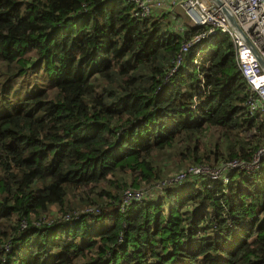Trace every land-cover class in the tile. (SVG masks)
Returning <instances> with one entry per match:
<instances>
[{
  "label": "trees",
  "instance_id": "trees-1",
  "mask_svg": "<svg viewBox=\"0 0 264 264\" xmlns=\"http://www.w3.org/2000/svg\"><path fill=\"white\" fill-rule=\"evenodd\" d=\"M194 34L127 0H0V264H264V162L122 210L264 145L229 35L173 71Z\"/></svg>",
  "mask_w": 264,
  "mask_h": 264
},
{
  "label": "built area",
  "instance_id": "built-area-1",
  "mask_svg": "<svg viewBox=\"0 0 264 264\" xmlns=\"http://www.w3.org/2000/svg\"><path fill=\"white\" fill-rule=\"evenodd\" d=\"M133 5V16L146 19L154 16L158 11L180 9L188 18L195 34L181 47L177 57V66L182 62L184 55L195 45L208 47L222 35L231 38L236 51L239 70L250 86V94L246 105L252 115L260 114L264 118V66L257 58L255 51L264 60V0H127ZM235 19L241 32L231 21ZM204 51L199 50L202 58ZM199 64V61H196ZM264 162V145L255 153L252 160L233 159L218 166L206 163L190 165L187 169L171 175L163 180L157 188L163 193L165 186L186 184L190 179L207 175L213 180L229 182L228 173L241 169L250 173L261 169ZM153 187V186H152ZM151 188V187H150ZM149 188L128 189L123 197L122 210L124 211L133 201L143 200ZM157 195V194H156Z\"/></svg>",
  "mask_w": 264,
  "mask_h": 264
},
{
  "label": "rangeland",
  "instance_id": "rangeland-1",
  "mask_svg": "<svg viewBox=\"0 0 264 264\" xmlns=\"http://www.w3.org/2000/svg\"><path fill=\"white\" fill-rule=\"evenodd\" d=\"M174 11L177 13L178 17L181 19L182 22H184V24L186 26H191L188 18L184 15V13L180 9H174ZM176 29L182 30L181 28L178 27V25H176ZM174 174H176V173L174 172L172 175H174ZM157 186L158 185H154L153 187L149 188L148 189L149 192L147 195L151 196L152 194L153 195L159 194L160 191L158 190ZM141 188H146V186H143Z\"/></svg>",
  "mask_w": 264,
  "mask_h": 264
},
{
  "label": "water",
  "instance_id": "water-1",
  "mask_svg": "<svg viewBox=\"0 0 264 264\" xmlns=\"http://www.w3.org/2000/svg\"><path fill=\"white\" fill-rule=\"evenodd\" d=\"M218 2L221 3L220 0H218ZM229 16H230V15H229ZM230 18H231V21L233 22V24H234V25L237 27V29L241 32V29L238 27V25H237L235 19H233L231 16H230ZM255 53H256L257 58H258V60L260 61V63L264 66V60L258 55V53H257L256 51H255Z\"/></svg>",
  "mask_w": 264,
  "mask_h": 264
},
{
  "label": "clouds",
  "instance_id": "clouds-1",
  "mask_svg": "<svg viewBox=\"0 0 264 264\" xmlns=\"http://www.w3.org/2000/svg\"><path fill=\"white\" fill-rule=\"evenodd\" d=\"M260 115V114H259ZM158 184V183H157Z\"/></svg>",
  "mask_w": 264,
  "mask_h": 264
}]
</instances>
